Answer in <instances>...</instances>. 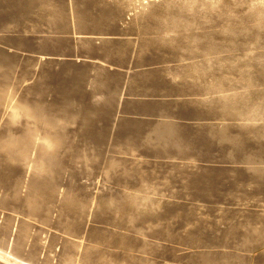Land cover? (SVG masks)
I'll return each instance as SVG.
<instances>
[{
    "label": "rangeland",
    "instance_id": "374dc122",
    "mask_svg": "<svg viewBox=\"0 0 264 264\" xmlns=\"http://www.w3.org/2000/svg\"><path fill=\"white\" fill-rule=\"evenodd\" d=\"M254 20L246 0H0V260L264 264Z\"/></svg>",
    "mask_w": 264,
    "mask_h": 264
},
{
    "label": "clouds",
    "instance_id": "9594fccd",
    "mask_svg": "<svg viewBox=\"0 0 264 264\" xmlns=\"http://www.w3.org/2000/svg\"><path fill=\"white\" fill-rule=\"evenodd\" d=\"M175 3L182 6L189 14L194 13L195 9L199 6L203 10L207 5H211L213 10H216L224 0H174ZM247 10L249 13H255V20L253 26L259 31H264V0H246ZM193 45L198 41L193 39Z\"/></svg>",
    "mask_w": 264,
    "mask_h": 264
},
{
    "label": "bare ground",
    "instance_id": "6f19581e",
    "mask_svg": "<svg viewBox=\"0 0 264 264\" xmlns=\"http://www.w3.org/2000/svg\"><path fill=\"white\" fill-rule=\"evenodd\" d=\"M74 37V36H73ZM87 38H90V37H79V39L80 40H84V39H87ZM91 40L92 39H94V38H90ZM104 39H106V38H104ZM76 40V39H75ZM28 56V55H27ZM44 56V55H43ZM40 60V62L41 63H45V62H47V61H54V62H56L57 63V65L58 64H60V63H62V62H71V63H74V64H76V63H89L90 62V64H93V65H97L98 63H94V61L93 62H91V61H88V62H85V61H81V60H78V59H67V58H65V59H61V58H57V59H51V58H40L39 59ZM37 61V60H36ZM42 67V66H41ZM38 68V67H37ZM33 78V77H32ZM30 80V79H29ZM32 81V80H31ZM26 82V81H25ZM29 86V85H28ZM18 88V87H17ZM5 89H7V88H5ZM14 90V89H13ZM13 90H11V91H13ZM3 93V92H2ZM1 94V93H0ZM9 96V95H8ZM15 96H12V95H10L9 97H8V103L10 104L9 106H11V108H13V111L15 112V108L16 109H19V110H24V112L26 111V113L28 114V115H34L35 114V112H34V110L32 109V108H30L26 103V105H24V103L23 104H21L20 102H18L17 101V99H15L14 98ZM123 97V96H122ZM121 99V98H120ZM1 100V99H0ZM3 100V99H2ZM5 101V100H4ZM5 105V104H4ZM33 105V104H32ZM1 109V108H0ZM1 111V110H0ZM14 112H12V114H16V112L14 113ZM10 113V112H9ZM25 113V114H26ZM37 114V113H36ZM35 114V115H36ZM9 118V117H8ZM49 120V119H48ZM5 121V120H4ZM118 126V125H117ZM17 135V134H16ZM34 135V134H33ZM28 136V135H27ZM33 138V137H32ZM49 142L50 143H52L53 145H56L57 143H58V139H56V137H50L49 138ZM47 143V142H46ZM47 145V144H46ZM51 150V149H50ZM23 155V154H22ZM29 167V166H28ZM24 176V175H23ZM29 176V175H28ZM25 178V177H24ZM18 184V183H17ZM26 186H28V185H26ZM17 187V186H16ZM57 190H58V188H57ZM61 191V190H60ZM62 195V194H61ZM60 195V196H61ZM62 198V197H61ZM28 199V198H27ZM0 264H8V263H6V262H4V261H1L0 260Z\"/></svg>",
    "mask_w": 264,
    "mask_h": 264
}]
</instances>
